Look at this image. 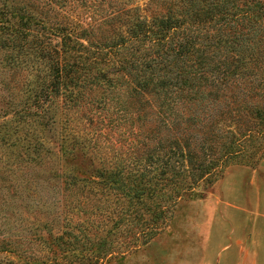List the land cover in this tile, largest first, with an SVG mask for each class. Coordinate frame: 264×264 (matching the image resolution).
I'll return each mask as SVG.
<instances>
[{"label":"trees","instance_id":"16d2710c","mask_svg":"<svg viewBox=\"0 0 264 264\" xmlns=\"http://www.w3.org/2000/svg\"><path fill=\"white\" fill-rule=\"evenodd\" d=\"M187 1L190 6L187 19L169 16L138 22L131 30V37L94 49L70 34H45L25 14L0 9V48L15 51L8 64V72L12 74L8 76L3 71L6 74L0 81V113L6 116L11 111L15 115L13 121L0 122L1 146L11 148L23 143V149L34 153L47 151L39 140L33 141L31 132H25L24 123L34 117L46 118L49 123L48 120L54 119L51 112H55L60 97L72 114L92 113L97 101L89 100L86 92L92 91L93 86L104 90L107 96L116 94L119 103L129 98L127 105L117 104L114 111L119 117L115 119L119 124L129 122L135 131L132 142L135 148L129 154L112 150L111 155L94 143L91 157L101 159L96 180L74 177L66 180L70 183H65V192L78 182L88 189L99 186L96 192H89L92 197L83 206L85 210L81 209L82 198L67 196L77 202L84 215L74 226L78 233L69 229L60 234L48 232V237H42L37 233L38 223L33 228L31 216L19 209L20 192L25 190L21 189L23 182L11 184L9 189L14 190V195L0 196V264H58L59 256L85 251L86 243L93 245L97 241L91 236L94 229L108 227L109 220L113 227L120 228L129 215L139 228L151 229L141 235L149 236L145 237L146 243L158 233V227L167 223L181 201L204 198L207 183L213 180L217 168L222 179L231 167L227 166L231 159H245L252 168L264 159V107L261 106L264 56L260 52L264 42V0ZM245 20L244 27L248 28L244 33L236 26ZM55 37L59 40L55 41ZM128 44L133 49L136 46L132 60L121 54L122 46L127 49ZM244 50L256 52L259 58L254 61L259 68L256 72L222 69L213 63L229 51L237 55L235 62L243 63L239 53ZM26 56L44 61V69H37L24 89L14 74L25 63ZM12 94L16 100L11 99ZM22 95L31 102L20 108ZM98 106L103 111L110 107L106 101H99ZM82 117L70 122L82 124ZM227 120L237 127L238 135L230 146L226 143L220 151L216 144ZM86 121L90 128L91 119ZM112 121L107 115L102 118V123ZM79 133L68 143L72 145L70 152L79 150L85 156L88 153L85 149L93 144L84 136L85 131ZM252 138L256 144L244 150L246 140ZM207 149L213 156V152L220 151L217 158L214 156L216 160L210 154L207 157ZM198 151L203 152L204 158ZM223 151L227 153L220 154ZM193 161L201 170L199 175L191 168ZM113 192L122 196L117 202L127 201L118 212L109 204H101L103 197L107 199L105 202H111L113 199L108 197ZM99 197H102L100 202ZM59 205V202L54 204L58 211ZM72 208L63 204L61 210L67 213ZM141 236L136 239L139 241ZM100 242L104 246L97 248L99 252L94 256L98 258L108 247L106 242ZM44 245L51 250L52 257L42 253Z\"/></svg>","mask_w":264,"mask_h":264},{"label":"rangeland","instance_id":"374dc122","mask_svg":"<svg viewBox=\"0 0 264 264\" xmlns=\"http://www.w3.org/2000/svg\"><path fill=\"white\" fill-rule=\"evenodd\" d=\"M189 8L187 0H0V9L13 14L16 12H19V15L25 14L31 18V21L36 22L38 24L36 28L45 34L47 32L70 34L85 45H91L93 49L100 45L115 43L121 38L131 37V30L138 22H151L169 16L187 19ZM13 22H17V20ZM194 23L197 25L199 22ZM245 24L246 20L236 27L245 33L248 28L244 27ZM54 40L58 41L59 38L55 37ZM127 46V49L122 46L121 54L132 60L131 53L134 52L136 55V46L134 49L129 44ZM260 52L261 56H264V42ZM13 53L15 51L12 49L0 48V81L3 80V75L8 72V64ZM239 54L244 60L243 63L235 62L234 58L237 55L230 51L222 53L214 59L213 63L222 69L227 67L230 70L244 69L255 72L259 69L254 62L256 59L259 61L256 52L244 50ZM24 60L25 63L16 69L17 74H14V77L19 81L18 85L21 84L26 89L33 80L36 70L44 69V61L34 56H26ZM262 69L264 70V68ZM5 70L6 73L3 72ZM11 70L13 73L15 72L14 69ZM10 74H12L11 71L8 72V76ZM92 89V91L86 92L88 99L98 103L99 101L108 102L109 110L103 111L96 102L92 113L80 112L74 115L69 110V106L65 105L64 98L60 97L57 106H54L55 112H51V115L53 114L51 117L54 119L48 120L49 123L46 118L35 117L24 123L25 132H31L34 135L33 141L39 140L47 151L37 154L32 150L23 149L21 147L23 143L19 145L17 143L11 148L0 144V158L3 160L0 162V196L14 195V190L9 189V186L13 183L23 182L26 186L21 187L25 190L20 192L18 203L21 205H19V209L24 215L31 216L30 221L33 223V228L36 229L38 223L40 230L37 233L44 238L49 236L48 232L60 234L61 231L70 229L78 233V229H75L74 226L81 221L80 218H84L81 209L85 210L83 206L87 204L89 197H92L89 192H96L99 190V186L95 185L92 186V189H88V187L83 188L78 182L76 186L70 187L65 192L67 186L65 183H70V180H66L71 177L80 180L86 178L91 181L97 179L95 175L100 169L101 159L91 157L95 152L92 151L94 143L98 144L97 148H101L103 152L110 151L111 155L112 150L115 152L128 151L127 154H129L135 148L132 145L135 131L130 127L129 122L119 124L115 119L119 117V114L117 115L115 113L117 111H114L115 108H118L117 104L127 105L129 98H125L123 103H119L116 94L107 96L104 90L99 87L93 86ZM13 98L16 100L12 94L11 99ZM19 100L22 105L20 108L27 107L31 102L27 100L26 95L19 97ZM262 105L264 107V96ZM105 115L114 121L102 123V118ZM75 117H82L81 122L83 123L70 122ZM87 118L92 121L90 128H88ZM13 120H15L13 112L9 111L6 116L3 112L0 113V122ZM228 121L222 125L221 138L216 144L219 150L225 148L226 143L230 146L234 137L238 135L237 127ZM255 122H258V119ZM78 133L84 134L86 139H90L93 144L88 147L89 149H85L88 152L85 156H82L79 150L70 152L72 145L68 143ZM232 133L233 135H231ZM254 140L253 138L246 140L244 150L256 144ZM220 151L213 152L216 158ZM198 152L204 158L201 155L203 152ZM225 153L227 151L220 154ZM209 154L216 160L211 151L207 149V157ZM208 158L206 160L210 162ZM238 160H242L243 163L239 164ZM238 160L231 159L227 166H245L250 170L244 174H237L233 179H230L232 181L226 182L224 198L221 186L224 176L221 179L222 174L217 168L214 171L213 180L211 179L207 183L204 198L181 201L171 213L167 223L157 228L158 233L150 241L145 243L147 235H141L148 233L151 229L139 228L132 221L133 216L129 215L126 216L127 219L120 228L113 227L109 220L107 224L111 228L110 231H108V227L94 229L91 236L97 238L95 239L97 241L93 245L86 243L85 251L77 250L76 254L70 251L71 256H59L58 264H203L204 260L211 264L213 261H215L214 264H219V254L223 252L224 247L227 246L231 249L223 254L222 259L235 252V243L239 234L251 231L253 226L251 213L256 206L257 195L260 194L261 199H264V161L259 164L260 173L257 174L252 169H257L259 165L252 168L249 163L244 162L245 159L239 157ZM191 168H194L196 174H200L201 170H198L195 161L191 163ZM218 178L219 180L216 181ZM113 193L108 197L113 199L111 202H105L106 197L98 199L100 202L102 198L101 204H109L110 208H116L118 212L119 209L126 206L127 201L122 199L117 202V199L122 196L118 192ZM67 196H71L72 199L82 198V208L80 209L77 202L68 199ZM56 202L60 204L59 211L54 206ZM120 202H124V205ZM63 204L73 208L64 213L61 210ZM23 206L28 207L23 208ZM27 210L30 213H27ZM104 221H107L106 216ZM45 224L46 228H44ZM111 233L115 234L114 238L109 237L112 236ZM79 236L81 237V235ZM139 236L141 237L138 241L136 238ZM100 240L106 242L108 247L98 258L94 256L99 252L97 248L104 246L101 242L99 243ZM42 248L43 254L52 255L51 250L45 248V245Z\"/></svg>","mask_w":264,"mask_h":264},{"label":"crops","instance_id":"0c3cea01","mask_svg":"<svg viewBox=\"0 0 264 264\" xmlns=\"http://www.w3.org/2000/svg\"><path fill=\"white\" fill-rule=\"evenodd\" d=\"M264 159L260 162L263 163ZM243 167V168H242ZM250 170V169H249ZM245 166L229 167L224 174V179L221 183L223 188V198L225 194V185L227 181H232L237 174H244L249 171ZM257 174L260 173V165L257 169H252ZM223 200V199H222ZM221 201V200H220ZM253 213H251L253 226L251 231L242 232L236 239L235 252L229 256L223 254L231 248L224 247L223 252L219 254V264H264V199L260 194L256 197V203ZM242 230V226H241ZM215 261H213L214 264ZM203 264H211L204 260Z\"/></svg>","mask_w":264,"mask_h":264}]
</instances>
